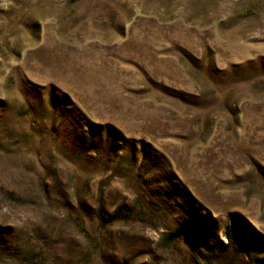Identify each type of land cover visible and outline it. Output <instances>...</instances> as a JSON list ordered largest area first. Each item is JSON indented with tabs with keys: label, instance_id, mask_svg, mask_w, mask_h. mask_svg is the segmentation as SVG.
I'll return each instance as SVG.
<instances>
[{
	"label": "rangeland",
	"instance_id": "rangeland-1",
	"mask_svg": "<svg viewBox=\"0 0 264 264\" xmlns=\"http://www.w3.org/2000/svg\"><path fill=\"white\" fill-rule=\"evenodd\" d=\"M0 264H264V0H0Z\"/></svg>",
	"mask_w": 264,
	"mask_h": 264
},
{
	"label": "trees",
	"instance_id": "trees-1",
	"mask_svg": "<svg viewBox=\"0 0 264 264\" xmlns=\"http://www.w3.org/2000/svg\"><path fill=\"white\" fill-rule=\"evenodd\" d=\"M227 237H228V241L227 243H223L222 244V250L225 249L224 251H227L228 249L232 248L234 245V238H233V233L230 231V229H228V231L226 232ZM176 236L172 237V240L175 239Z\"/></svg>",
	"mask_w": 264,
	"mask_h": 264
}]
</instances>
